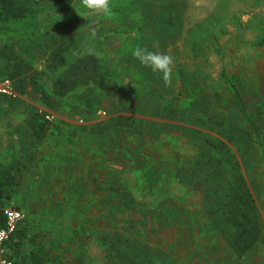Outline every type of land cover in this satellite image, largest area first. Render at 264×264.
Masks as SVG:
<instances>
[{"label":"rangeland","instance_id":"374dc122","mask_svg":"<svg viewBox=\"0 0 264 264\" xmlns=\"http://www.w3.org/2000/svg\"><path fill=\"white\" fill-rule=\"evenodd\" d=\"M19 1L53 5L47 10L48 19L54 21L49 33L38 36L33 49L30 48L32 41L29 45L30 50L40 54L35 64L37 68L45 64V46L60 39L68 54L77 50L82 42L101 46L117 70L114 79L117 84L99 93L103 103L94 119L75 118L50 110L32 93H18L12 104L0 103L1 113L7 112L12 117L20 111L25 116L23 102L30 103L39 110L56 114L52 120L56 130L62 126L56 135L50 136L52 140L64 138L61 148L64 151L58 159L63 171L56 173L61 181H41L36 185L38 190L35 189L38 198L20 200L27 214L32 211L35 218L44 219L54 231L55 243L59 241L57 246H60L57 254L63 261L51 262L121 264L119 248L126 250L127 246L125 241L119 240L120 233L126 241L136 239L133 244H138V252L159 263L264 264V253L256 259L254 253L239 259L228 244L227 229L222 231L224 237L220 240H210L204 254L202 251L201 256H195L196 248H192L188 237L189 220L195 216V211L185 210L187 205L191 208L190 195L188 198L182 195L186 187L178 185L174 197L158 206L148 204L145 197L131 188L134 184L131 176L128 181L127 171L132 166L126 163L125 152H133L134 146L130 135L122 133L101 138L66 124L71 121L85 125L124 113L143 120L146 125L152 121L158 126L166 123L172 127L175 123L197 128L208 136L226 141L237 159L244 146L255 152L251 146L255 144L252 125L233 104L222 72L240 77L238 86L246 112L258 125L264 141V43H260L264 30V0H124L122 9L127 10L126 14L120 11L112 17L93 15L83 7L81 0H64L65 6L60 5V0ZM93 27L97 30L95 37L91 35ZM219 29L225 31L217 44L220 52L209 47L195 55L193 41ZM137 46L173 57L171 86L165 87L161 73L153 72L132 55ZM134 96L137 98L133 100ZM171 107L175 112L170 111ZM12 120L16 122L14 117ZM58 124L60 126L56 127ZM78 132L81 133L78 135ZM174 132L179 134L181 129ZM173 147L169 142L163 144L160 150L166 155L160 160L161 165L164 162L172 167L194 156V148L188 146L175 151ZM47 150L44 144L45 160H50L51 151ZM205 179L195 191L213 190L208 182L204 183ZM75 196L78 199H71ZM196 197L192 198L193 202L201 203L202 199ZM45 208L50 212H45ZM75 229L81 234L75 238L80 247L74 248L69 243ZM105 235H111L109 242L116 243L117 249L115 246L109 253L104 251Z\"/></svg>","mask_w":264,"mask_h":264},{"label":"trees","instance_id":"16d2710c","mask_svg":"<svg viewBox=\"0 0 264 264\" xmlns=\"http://www.w3.org/2000/svg\"><path fill=\"white\" fill-rule=\"evenodd\" d=\"M67 1L70 2V0ZM59 2L60 5L65 6L62 4L64 0ZM112 4L115 14L120 11L126 14L127 10L125 12L122 9L124 0H112ZM52 7L53 5L49 2L36 5L19 0H0V41L9 46L7 57L12 65L10 77L0 79H12L18 93H32L50 110L85 120L94 119L103 103L99 93L117 84L114 82L117 70L109 62L101 46L93 47L82 42L77 50L68 54L65 52V44H60V39H56L53 44L48 43L45 46L46 52L43 54L45 64L40 69L35 66V59L40 57V54L32 51L30 60L32 58L33 61L26 56L29 51L31 52L28 47L31 45L29 42L32 41L33 47L38 36L40 38L49 33V27L54 21L48 19L47 10ZM224 32L222 29L210 31L195 39L192 44L195 55L209 47H214L213 50L219 53L217 44ZM19 42H23L24 47L21 53L17 47L14 54L13 45ZM260 43H264V30ZM222 77L233 104L251 123L255 141L262 146L258 125L246 112L243 94L238 86L240 77L237 74L228 75L225 71L222 72ZM135 98L137 97H132L133 100ZM16 99V96L0 93V103L12 104ZM22 110L25 113L23 118L25 135L33 140L28 151L33 152L30 154L26 152V155L22 156V167H16L14 162H11L0 168V228L5 223L4 209L14 201V193L16 186L20 183L22 172L36 160V152H40L38 157L43 156L40 146L53 129L52 120L46 118L47 111L39 110L27 102H23ZM170 111L175 112L174 107H171ZM146 123L148 124L146 125L143 120L133 115L118 113L107 119L82 125L80 129L91 136L97 135L101 138L116 137L122 133L130 135L134 146L133 152H125L126 163L132 166V169L127 171L128 181H131L129 179L131 176L134 183L131 188L145 197L150 205L158 206L164 200L174 197L178 185L186 187L182 195H188L186 196L188 198L206 178L204 183L208 182L207 185L213 188L212 191L224 193L226 197L225 208L221 211L222 215L224 214L222 229L229 230L230 246L240 253L251 249L256 235L253 224L255 203L239 171L238 159L228 143L218 137L208 136L194 127H184L174 123L172 128L166 123H159L160 126L152 121ZM175 129L176 131L181 129V133L177 134L174 132ZM165 142L174 146L175 151L185 150L188 146L194 148V156L172 167L163 162L164 167H162L163 164L159 162L166 154L160 149ZM174 150L172 153H175ZM196 176L203 179L197 180ZM78 197L71 199L76 200ZM16 207L22 209L20 205ZM41 219L31 222L26 213L25 219L19 223L12 234L8 241V249L14 264H53L51 261H63L57 254L60 246H57L59 241L55 243L54 231L48 222ZM74 231L69 245L74 248L80 247L75 239L81 234L80 230ZM119 234V240L125 241L127 246L126 250L118 247L123 257L120 258L121 264H171V262L159 263L147 254L144 255L143 252L140 254L138 244H133L136 239L126 241L125 236L121 234L119 236ZM103 237L104 241L106 240L104 244L102 243L104 251L109 253L115 250V246L117 249L116 243L109 242L111 235Z\"/></svg>","mask_w":264,"mask_h":264},{"label":"crops","instance_id":"0c3cea01","mask_svg":"<svg viewBox=\"0 0 264 264\" xmlns=\"http://www.w3.org/2000/svg\"><path fill=\"white\" fill-rule=\"evenodd\" d=\"M30 43L31 41L29 42V44ZM17 47L19 48V53H21V50L24 47L23 42H19V44L17 43L13 45L14 54L17 50ZM7 49H9V46L3 44V42L0 41V78L10 77V72L12 70V65H10L11 63L10 59L9 57H7L8 56ZM31 49H33L32 46ZM32 54H33L32 50L31 52L29 51L27 53L26 56L29 57L28 58L29 60ZM37 60L38 57H36L35 59V64ZM30 61H33L32 58ZM13 117L15 118L16 122L12 120ZM13 117L8 116L7 112L1 113L0 111V168L7 164H10L11 162H14L16 167H22L23 165L21 159L22 156L24 154L26 155V152H29L28 154L33 152V151L32 152L28 151V148L32 144L33 140L29 137H26L25 135V131L23 128L24 116L22 112L20 111L19 115L17 114L14 115ZM74 117L78 118L77 116ZM73 121L75 120L73 119ZM66 124H68L70 128L75 127L76 129L81 130L80 128L82 125L79 124L75 125L71 121L70 122L68 121ZM59 126L60 125L58 124V126L56 127ZM61 127L62 126H60L56 130L53 125L52 127L53 131L51 130L47 139L40 146L42 147L41 150H43V145L45 144L48 149L47 151H51L50 160H45L44 152L42 157L41 156L38 157L40 152H36L38 148L35 150L36 160L33 161L34 163L32 162L30 167H28L25 171L22 170L23 172L20 183L19 185L16 186V190L14 193V200L16 201L9 203L7 206L16 207L20 205L23 209L24 208L23 203H20L21 199L38 198V194L37 195L35 194V189L36 191L38 190V188H36V185L39 184V182L41 181L43 182L45 180L61 181L59 179L60 175L56 173H60V172L62 173L63 171L61 169L62 163L58 159L59 156L61 157L62 154L61 151H64L63 149H61L63 148L62 143H64V138L61 137L62 139L60 138H55L53 140L50 139V136L53 133L56 135L59 132L58 130L61 129ZM80 133L81 132H78V135ZM261 141L263 143L262 146L257 144L254 138L255 144H252L251 146L255 148V152H251V149L249 147L244 146V148H240V155L238 158L239 171L243 175L246 185L248 186L255 203V219L253 224L256 232L255 242L251 249L247 250L244 253L236 252L234 250V253L236 254L237 257L239 256L238 257L239 259L247 258V256L252 255V253H254L256 259L257 256L262 257L264 253L263 252L264 251V153H263L264 141L262 137H261ZM57 169H59V172H56ZM198 191L199 190L192 191L190 194L191 202L189 204H191V208H189L188 205L185 206V210L191 209V213L195 211L194 212L195 216H191L189 220L191 232L188 235V237L190 236V240H191L190 244L192 248H196L195 256L197 255V257L201 256L202 251L203 254L205 253V248H208L210 246L211 239H214L215 241L216 239L219 238L221 239L222 236L224 237L222 233V231H224L222 229V226L224 224L223 221L224 214L222 215L221 211L225 208L224 204L226 203V200H224L226 198L224 193L219 194L217 192L211 191L210 189H208L207 191H200V192ZM195 197L202 199V202L201 203L193 202L192 198ZM44 210L45 212H50L49 208H45ZM175 211L178 212L177 207ZM27 216L30 218L31 222L33 220L39 219V218H35L36 216H34V213L32 211H30L27 214ZM177 220L179 222L186 223V221H182L179 218H177ZM188 230L189 229H186V231ZM219 232H221V234L218 236ZM182 243H185V241H182ZM260 250L262 252L258 253V251Z\"/></svg>","mask_w":264,"mask_h":264},{"label":"clouds","instance_id":"9594fccd","mask_svg":"<svg viewBox=\"0 0 264 264\" xmlns=\"http://www.w3.org/2000/svg\"><path fill=\"white\" fill-rule=\"evenodd\" d=\"M85 9L93 15L103 17H112L115 15L113 10L112 0H81ZM96 28H91V35L96 36ZM132 55L139 60V62L150 67L153 72L162 74L165 87L172 84V73L174 67V59L171 55L162 52H153L146 47L137 46L133 49Z\"/></svg>","mask_w":264,"mask_h":264},{"label":"built area","instance_id":"2783aa9c","mask_svg":"<svg viewBox=\"0 0 264 264\" xmlns=\"http://www.w3.org/2000/svg\"><path fill=\"white\" fill-rule=\"evenodd\" d=\"M0 93L17 96L18 92L14 88V83L10 78L0 79ZM56 114L47 112L46 118L53 120ZM26 213L23 209L15 206H8L4 209L5 223L0 228V264H14L9 255L8 241L17 229L19 223L24 220Z\"/></svg>","mask_w":264,"mask_h":264}]
</instances>
